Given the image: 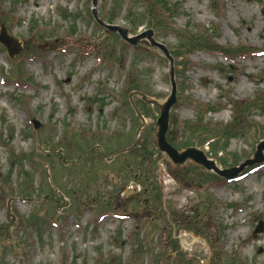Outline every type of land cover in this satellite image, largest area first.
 I'll list each match as a JSON object with an SVG mask.
<instances>
[{
	"label": "rangeland",
	"instance_id": "1",
	"mask_svg": "<svg viewBox=\"0 0 264 264\" xmlns=\"http://www.w3.org/2000/svg\"><path fill=\"white\" fill-rule=\"evenodd\" d=\"M92 9V0H0V28L21 47L12 59L0 45V264H264V233L253 235L264 224V162L233 181L174 166L156 145L160 110L132 90L163 104L168 59L101 27ZM97 15L131 37L152 30L181 54L173 148H197L220 170L253 159L264 142V0H97ZM200 34L233 55L190 46ZM130 108L145 121V155L108 163L135 142L142 120Z\"/></svg>",
	"mask_w": 264,
	"mask_h": 264
},
{
	"label": "water",
	"instance_id": "2",
	"mask_svg": "<svg viewBox=\"0 0 264 264\" xmlns=\"http://www.w3.org/2000/svg\"><path fill=\"white\" fill-rule=\"evenodd\" d=\"M92 4H93L92 15L100 26L104 27L105 29H107L108 31L112 33H117L121 37L122 40H124L125 42H127L128 44L132 46H136L137 44L142 43L152 48H157L165 55V57L170 62V78L172 82V92H171V95L168 97V99L163 104H160L158 101L154 99H150L143 93L139 92L138 95L146 104L157 107L160 110V116L157 120V127H158V131L156 134L157 147L160 152L164 153L169 158V160L172 162L173 165L179 167V166L184 165L186 162L191 161L198 166H202L209 172H214L221 178H225L226 180L232 181L241 174V172L245 169L246 166H253L255 164H261L264 162V155H263L264 142H261L257 146L253 159L247 160L245 163H243L239 167H235V168L228 169V170L218 169L215 163L209 160L205 156V154L201 150H198L197 148L190 147L183 151H178L175 148H173L167 140V133L169 130L170 111L177 102V97H176L177 87H176L175 80H174V59L173 57L171 56L169 50L163 44H160L154 40L152 30L145 31L139 35L131 37L129 36L128 30L122 29L116 25L113 26V25L103 23L97 15V0H92ZM0 44L5 47L10 58H14L21 51V47L19 46L17 38L14 37L12 34H10L6 30L5 26H2L0 29ZM135 111H136L137 116H139L140 119L142 120V125L137 131L136 141L134 145L130 149H127L120 153L128 152L129 150L135 148L138 144L139 135L144 127L145 121H144V118L139 113V111L137 109H135ZM34 124H35V128L38 129L40 126L39 122L34 121ZM117 155L118 154L113 156V158L108 159V161L113 160ZM85 157L86 155L83 156L82 160ZM63 162L66 164L65 159L63 160ZM261 233H264V224L262 222L256 227L253 234L257 235Z\"/></svg>",
	"mask_w": 264,
	"mask_h": 264
},
{
	"label": "trees",
	"instance_id": "3",
	"mask_svg": "<svg viewBox=\"0 0 264 264\" xmlns=\"http://www.w3.org/2000/svg\"><path fill=\"white\" fill-rule=\"evenodd\" d=\"M150 7L151 6H149V5H147V8L148 9H150ZM162 8H164L165 10H167V12H166V15H169V14H171V12H172V10L171 9H168V5H162ZM154 11H156V10H154ZM149 12L150 13V15H152L153 13H155V12ZM150 18H151V16H150ZM160 18H161V15H158V16H154V19L155 20H157V21H160ZM150 20V25H156L153 21V18H151V19H149ZM108 24H110V22L108 23ZM139 25H135V26H133L135 29L138 27ZM194 38H190V39H188L187 40V42L189 43V45L190 46H192V45H206V50H209V51H211L212 53H217V54H219V55H221V56H224L226 59H229L228 57L230 56V55H233V53H234V50H230V49H224V48H220V47H218V46H213V48L214 49H211V48H208L209 46H210V42H208V41H206L205 40V38L200 34V35H198V38L197 37H195V36H193ZM188 48H190V47H187V49ZM236 51V50H235ZM171 54H172V56L175 58V59H177V60H181L182 59V57H181V54H178V52H171ZM132 90H138V88L135 86V88H133ZM201 108V106H197V110H199ZM213 106H206V110H208V112L210 113V112H212L213 111ZM130 111H131V113H132V115L135 117V119H136V121H139L140 119H139V117H137L136 116V114H135V112L133 111V109H131L130 108ZM199 124H201V121H199ZM192 130H191V133L192 134H194L193 132H195V128H191ZM199 128L197 127V130H198ZM219 130L220 131H222V128L220 129L219 128ZM225 130H227V127L226 128H224L223 129V131H225ZM198 133H202V134H204L203 132H198ZM198 135V134H197ZM67 139H72V136H70L69 138H67ZM209 143V145L211 146V145H213L214 146V144L216 145L217 143H218V137H212V138H209L208 139V142H207V144ZM139 152H140V157H143L144 155H145V149H143L142 148V145L141 146H138L137 148H135L134 150H132L131 152H129L128 153V155H136V156H138V154H139ZM102 158V157H101ZM181 170V168H176V169H173V170H171V176L173 177V179H177V180H180V175H181V173L179 174L178 172ZM211 176V175H210ZM212 177V176H211ZM214 178H216V180H218L219 178L218 177H216V176H213ZM187 182V180H185L184 178H182V181L180 182V183H186ZM214 206V202L213 201H211V200H209V203H208V208H210V211H211V209H212V207ZM160 207H161V211H162V213L163 214H165L166 215V217H167V220L166 221H168V222H171V220H170V218H169V216H168V212H167V210L165 209V207H164V205H160ZM213 211V210H212ZM105 213H107V212H104V213H101L100 214V216L99 217H101L102 215H104ZM186 222H189V220H187ZM176 223V222H175ZM174 223V221H173V224H175ZM196 231H197V226H196ZM223 229H222V227H218V229H217V234L219 233V235L221 234V236H222V234H223ZM204 238H206V234H204ZM215 237H216V235H215ZM207 240L212 244V245H214L213 244V242H212V239H211V237L209 236V235H207ZM237 256V254L235 255H232V257H230V258H227L226 256V259H228L229 261H235V258H236V260H238V257H236Z\"/></svg>",
	"mask_w": 264,
	"mask_h": 264
},
{
	"label": "flooded vegetation",
	"instance_id": "4",
	"mask_svg": "<svg viewBox=\"0 0 264 264\" xmlns=\"http://www.w3.org/2000/svg\"><path fill=\"white\" fill-rule=\"evenodd\" d=\"M11 222H13V219H11Z\"/></svg>",
	"mask_w": 264,
	"mask_h": 264
}]
</instances>
